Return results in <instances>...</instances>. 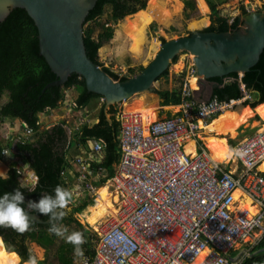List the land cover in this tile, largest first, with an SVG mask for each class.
Wrapping results in <instances>:
<instances>
[{
	"label": "built area",
	"instance_id": "2783aa9c",
	"mask_svg": "<svg viewBox=\"0 0 264 264\" xmlns=\"http://www.w3.org/2000/svg\"><path fill=\"white\" fill-rule=\"evenodd\" d=\"M196 72L194 68L192 75ZM240 88L239 100L197 103L187 80L180 88V110L172 116L148 123L142 113L119 111L120 159L109 179L119 196V210L100 227L92 254H83L79 264H194L203 252L201 264H242L264 236V172L259 169L264 126L235 145L239 174L212 161L199 141L200 131L225 110L251 99L241 81ZM12 120L17 142L32 140L34 131L19 118ZM192 139L195 152L188 153ZM103 149L98 140L92 153ZM77 163L84 190L95 193L88 176L92 162L79 158ZM93 163L99 174H109ZM17 169L19 180H25V168ZM30 174L34 188L31 169ZM237 190L250 198L255 214L237 208Z\"/></svg>",
	"mask_w": 264,
	"mask_h": 264
},
{
	"label": "trees",
	"instance_id": "16d2710c",
	"mask_svg": "<svg viewBox=\"0 0 264 264\" xmlns=\"http://www.w3.org/2000/svg\"><path fill=\"white\" fill-rule=\"evenodd\" d=\"M127 1V0H126ZM143 9L147 0H133ZM186 9L195 10V2L193 0H183ZM207 10L200 11L208 13L210 8V25L204 28L203 32H235L240 28L239 17L234 18L232 22L222 15L218 8L219 3H224L225 0H206ZM107 6H111L112 18L119 20L128 14L136 12L137 8H127L120 0H98L95 7L90 11L84 24L90 21L96 22L104 15ZM152 14L161 16L162 20L166 15L162 13L159 7ZM199 6V5H198ZM245 11L244 7L242 8ZM205 19V18H204ZM126 22L122 23L123 34L126 33ZM120 34V31H118ZM196 31L190 32L192 35ZM85 46L88 55L91 59L99 64L103 69L115 80L125 81L128 76H119V74L104 67L98 60L99 49L109 40L113 38V30L106 28L97 38L93 37L90 31H84ZM177 61L174 58L172 63ZM144 67L140 68L142 71ZM135 73V72H133ZM168 75V70L161 77ZM55 73L47 64L39 51L38 29L33 19L28 15L26 10L16 8L12 10L10 15L0 24V99L5 93H8V101L0 106V119L4 121L6 118H19L30 127L35 134L40 135L34 143L18 142L16 144V155H19L30 166V168L39 176V182L34 188L24 186L18 177V169L16 164L9 169L8 176H0V194L4 192H12L19 188L25 196V204L23 205L26 211L28 200H38L42 193L54 194L53 189L56 186L64 187L62 173L66 167V155L63 152V144L67 140L66 130L62 125L55 126L51 129L40 131L38 114L47 112L59 106V102L65 98V89L75 86L79 95L76 100L78 106L85 105L94 98H103L99 94L88 92L85 86V81L77 74L69 77L68 81L63 86H55L46 88V86L56 80ZM159 79V78H158ZM225 79H231L225 81ZM211 83H218L221 87L214 89L212 98H217L220 101L239 100L243 97V92L240 88V81L246 85V89L258 94V98L252 102H246L252 108L258 107L264 103V52L261 54L260 60L250 72L245 73L242 77L239 74L233 73L222 78L209 79ZM202 81L196 79L197 89L201 88ZM179 92L160 91L158 92L161 98V106L179 105L181 103ZM245 109L226 110L223 115L218 116L214 120L212 129L220 130L223 124H234L236 118L241 111ZM117 111L116 105L110 108L112 124H110L104 113V104L99 113V122L93 126L81 125L76 135L80 140L87 142L88 140H103L105 146V157L102 161V166L106 168L109 176L113 173V165L119 162L120 151L118 149V134L120 123L117 121L115 114ZM232 126V125H230ZM233 140L230 141V146L234 147ZM3 146L0 143V161L6 160L2 155ZM101 166V165H100ZM101 166V167H102ZM113 175V174H112ZM94 205L93 201H86L77 207H74L71 212L65 207L60 211L65 214L55 219L51 224H54L58 229L63 223H76L83 230L85 239V251L92 254V233L75 219L74 214L80 213L88 206ZM66 206V205H65ZM33 210V209H32ZM34 213L40 215L43 220H48L51 214H41L35 210ZM50 224H37L28 221V228L23 232H18L11 227L0 226V237H2L5 247L10 252H16L20 257V262H29L32 264H46V259L38 260L35 254L29 249L28 240L37 243L44 248L46 252L56 249V258L60 264H74L72 251L75 247L74 243L57 244L58 233L49 231ZM242 264H264V236L261 241L253 248L251 254L244 258Z\"/></svg>",
	"mask_w": 264,
	"mask_h": 264
},
{
	"label": "water",
	"instance_id": "95a60500",
	"mask_svg": "<svg viewBox=\"0 0 264 264\" xmlns=\"http://www.w3.org/2000/svg\"><path fill=\"white\" fill-rule=\"evenodd\" d=\"M97 1L0 0V24L12 10H26L38 29L40 55L57 77L46 88L63 86L71 75H79L84 79L88 92L103 97L104 113L110 124V108L134 95L155 92V82L181 52L194 55L197 76L203 79L202 90L207 87L206 81L212 78L233 73L242 77L257 65L264 52V13L254 10L249 4L248 13L239 19L243 25L237 31L216 33L198 30L192 35L166 41L142 71L125 81L115 80L91 59L85 46L84 23ZM136 8V12L128 16L142 10L140 5ZM219 87L220 84L212 83L208 99H196L194 96L196 102H208L214 89ZM27 213L28 221L37 224H50L55 220L52 217L43 220L32 209Z\"/></svg>",
	"mask_w": 264,
	"mask_h": 264
},
{
	"label": "rangeland",
	"instance_id": "374dc122",
	"mask_svg": "<svg viewBox=\"0 0 264 264\" xmlns=\"http://www.w3.org/2000/svg\"><path fill=\"white\" fill-rule=\"evenodd\" d=\"M175 1L181 3L182 8L180 7L181 10L178 12L174 11L173 8H170L172 7V4L175 3ZM193 1L195 2L196 9L190 11L186 9L183 0H151L150 3H158L159 5L163 6V8L166 9L167 13L166 12L164 13V11L161 8H159L162 10V13L164 15L168 14L169 16H175V18L168 17L166 20H162V18L156 16L154 21L150 19L151 16L148 13V9H146L149 0L146 1L145 7L138 13V15L142 17L140 18V24L136 22L131 25V27L134 29L143 26L145 27L144 29L146 30V36L144 39V46H143L144 54L141 57H136L132 52H130L129 49L130 40L125 34H123L124 30L122 29V23L126 19L132 18L135 15L127 16L116 21L112 18L111 6H107L104 15L101 16L96 22L90 21L84 25V31L87 32L90 31L92 36L97 38L98 35L101 32L105 31L106 28H111L113 30V38L108 42H106L99 49L98 60L104 67L109 68L110 70L114 71L120 76L131 77L132 75L139 73L141 67L147 66L152 61L156 53L160 50L162 43L185 35H189V33L193 31L203 30L204 28L210 25V13H211L210 8L208 10V13L200 11L201 7L204 10L207 9V2H205L206 0H193ZM249 4L253 6L254 10L264 11V0H225L224 3H219L218 8L220 9L222 15L227 17L229 19V22H232L234 18L242 15V8L243 7L247 8ZM157 10L158 9L154 6L150 7V11L156 12ZM204 18L207 19V23L201 21ZM144 23L147 24L150 23V24L147 26L144 25ZM118 31H120V34ZM192 56L193 55L191 53L181 52L179 55H177V61L175 63H171L168 69V75L165 77H159V79L155 82V88H156L155 92L152 93L147 92V93L134 95L132 98L123 101L121 104H118L116 113H119L121 109L122 111L124 110V111L139 112L136 109V107L137 108L151 107L156 111V114L159 112L160 117L163 118V117L171 116V112H177L180 109V106L178 105H175V107L160 105L162 100L159 97L158 92L160 91L179 92L184 82L187 81L190 76H193L192 71L195 68V65L193 63ZM229 80L231 79H225V81H229ZM200 81L203 82L202 77L200 78ZM206 85L207 87L205 88L206 90L204 92H201L202 87L200 89H197V87L195 86L192 89L193 91H195L194 96L196 99L199 97V94H203L205 99L209 97V93L212 89L211 88L212 83L210 81H206ZM70 89L72 90L65 89L64 94L65 96H67L68 93L66 92L68 91L69 92L68 99L75 101L79 95L78 89L75 86L71 87ZM248 93L251 96V99H248L249 102H254L258 98V94L253 93L251 91H248ZM101 99L98 100L97 113H100V109L104 103L102 102L104 100ZM7 101H8V93H5L0 99V106L5 104ZM243 106H249V105H245V104L239 105L234 110L241 109ZM250 107L251 106L246 108H250ZM252 110L255 109L252 108ZM56 113H57L56 111L52 113L47 112V114L44 113L45 114L44 116H42L43 114H40V121H41L40 131L44 129H51L54 126H58L60 123H62L59 122L61 120H58L59 118L57 117ZM83 113L85 114L84 111ZM60 115H62V113H60ZM79 115H80V111H78V113L76 114L71 112L69 117L65 120V121H69V123L67 122L63 123L65 126H67V129L73 130L77 127L76 123L79 122V120L81 119ZM115 116L117 119L119 118V114H115ZM212 122L209 123V125H207L205 128H203L200 131V140H199L200 145L204 146L207 150L208 148L206 145V141L204 139L210 135H214L213 132L208 130ZM1 124H0V143L3 145H7L9 140H7L5 137L7 138L11 137L10 135L13 134V130L15 128L14 126L15 121H13L10 118H7ZM263 126H264V121L262 120L260 115L254 112L253 116L250 117L244 125H241L237 129L235 136L224 135L225 138L227 139L228 147L232 149V151L234 152L235 145H237L245 137L250 136L255 132L261 130ZM231 140H233L235 143L234 147L230 146ZM16 160L21 162L22 165L25 162L22 159V157L10 156V155L6 157V160L0 161V175L7 177L9 169L12 168L14 164H16V167L18 166L17 165L18 162ZM219 164L227 166L228 169L234 171L236 174L240 173L239 165L235 156H233L232 159L229 160L227 163H219ZM25 172L28 178L26 177L25 180L20 178V181L24 186L32 188L28 180L31 176L30 169L25 168ZM260 172H262L261 169ZM82 189L84 191V187L82 188V186L79 189H76L75 191L76 193L74 192L75 193L74 195L78 193L77 196H74V198L70 199L69 202L67 201L65 206V209H67V211L71 212V210L74 207H77L78 205H81L86 201H93L94 205L96 204V200L98 198V194H97L98 188L96 190V193H91L88 191L83 192ZM109 192L117 197V200L114 202V207L116 208L117 211L119 210V206H120V203H118V199H119L118 193L115 191L114 188H110ZM237 197L239 198V196ZM243 197L244 196L242 195L240 199H243ZM91 206H88L85 210H83L80 213H75L74 217L84 227V229L89 230L92 233L93 236L92 238H94V236L98 235L100 227L106 224L107 219L109 218L115 219L117 214L114 215L113 217L112 216L110 217L108 215L106 218H104L101 221L97 220L96 224L90 225L88 220L91 219V214H92ZM239 206L241 207L240 201L237 202V208H239ZM73 233H80L82 237L81 243L79 244L74 243L75 247L72 251V256L74 257V264H79L82 255L87 253L84 247L85 239L81 227H79L76 223L73 222L69 224L67 223L60 224L56 245L58 246L64 242L73 244V242L68 240V237ZM92 245H94L93 242ZM28 246L29 249L35 254L38 260L46 259L47 261L46 264H60L56 258V249L46 252L44 248H42L35 242H31L30 240H28ZM234 254L236 255V253Z\"/></svg>",
	"mask_w": 264,
	"mask_h": 264
},
{
	"label": "crops",
	"instance_id": "0c3cea01",
	"mask_svg": "<svg viewBox=\"0 0 264 264\" xmlns=\"http://www.w3.org/2000/svg\"><path fill=\"white\" fill-rule=\"evenodd\" d=\"M150 2H151V0H149L146 9H148V13L152 17V18L150 17V19L154 21L155 17L158 16V15L152 14L151 11H150V7L152 5H155V6L159 7V8H161L164 11V13L166 12V9L163 8V6L159 5L158 3H150ZM201 9H203V8L201 7ZM207 9H208V7H207ZM207 9H205V10H207ZM140 11H138L135 14L134 17L128 18V19H126L124 21L127 24L126 27H125L126 28L127 37L130 40L129 41L130 42L129 49H130V52H132L136 57H141L144 54L143 46H144V39H145V36H146V30L144 29L145 27L141 26V27H138L136 29H134V28L131 27V25L134 24V23H136V22L140 24V18H142L141 16L138 15V13ZM158 17L161 18V16H158ZM168 17L175 18V16H169L167 14L166 17H165V19H163V20H166ZM201 21H204V22L207 23V19H203ZM150 23H148V24L147 23H144V25H147L148 26ZM196 79L197 78H191L190 79V85H191L192 88H194L196 86ZM68 89L69 90H72L70 88H68ZM205 90L206 89L202 90L201 92H204ZM66 93L69 94L68 91ZM68 94H67V96H65L64 101L61 100L59 102V106L57 108L52 109V110L48 109L47 112L48 113H52V112H55L56 111L57 112L56 113L57 114V117L59 118L58 120H61L59 122H62L59 125H62L63 128L66 130L67 140L63 144V149H62L63 152L66 155V160H67L66 167H65V169L63 171L64 172L63 180L65 181V185H64L63 188L70 193L69 194V198H68V200H70V199L74 198V196H77L78 193L76 195H74L76 193L75 192L76 189H79L81 186L83 188V182L80 179L79 165L77 163V161H78L79 158L89 159V161L92 162V166L90 168V172H89V175L88 176H89L90 180L93 182V184L98 189L100 188V186L102 187L105 184L106 185H109L108 186L109 191H110V188H113L111 182H109V179L112 176V174H114L115 168L117 167V164L118 163H116V164L113 165V173L111 174V176H109V174L106 175V176H103V174H99L98 173V170L94 168L95 167V164L93 162H99V164L102 166V161L104 160V157H105V146H104V149H103L102 153H100V154H93L92 153L93 143L96 142V141H98V140H88L87 142H83V141L80 140V137H78L76 135V133L78 132L79 127L81 125H89L91 127L94 124H96V123L99 122V113H97L98 112L97 111V106H98V100H99V98L91 99V100H89L87 102V104L78 106V104L76 102L77 99L75 101H73L71 99H68ZM78 94H79V91H78ZM198 99H204V95L203 94H199ZM101 100H103V98ZM102 102H104V101H102ZM178 106H180V104ZM116 107H117V105H116ZM170 107H175V105H171ZM246 107H249V106H246ZM136 109H139V110L146 109L147 110V109H153V108H151V107H144V108H142V107L139 108L138 107L137 108L136 107ZM254 109H256V108H254ZM243 110H244V108H243ZM243 110L241 111V113L239 114V116L236 118V121L234 122V124H227V123H225V124H223V126L221 127L220 130H214V129L211 128L212 125H213V122H214L213 121L212 124L209 126L208 130L211 131V132H213V133H215V132L217 133V132L223 131L224 128H225V126L235 125L237 123V121L239 120L240 115L242 114ZM78 111H80V115L79 116L81 117V119L79 120V122L76 123V126L77 127L75 129H73V130L72 129H67V126H65L63 123L64 122L69 123V121H65V120L69 117V115L71 114V112H73L74 114H76V113H78ZM83 111L85 112V114L83 113ZM90 111H91V113H90ZM47 112H44V113L47 114ZM157 112H158V110H157ZM177 112H171V116L174 115ZM44 113H40V114H43L42 116H44L45 115ZM60 113H62V115H60ZM40 114H38V117H39L38 124L39 125L41 124ZM116 114H118V113H116ZM156 115H157V118L160 117L159 112L156 114V111H155V116ZM221 115H223V113ZM167 117H169V116H167ZM10 119H13V118H10ZM1 123H3V121H1V119H0V124ZM67 131H68V133H67ZM17 134H18V132L10 135L11 137H8V138L5 137L10 142L8 141L7 145H3L2 144L3 150L4 149H7L9 151V154L8 155H10V156H19V155H16L15 154L16 153V144L18 143L17 142V137H18ZM39 136L40 135H37V134L33 133L32 140L26 141V142L34 143V142H36L38 140ZM24 137L25 136L23 135L22 136V139ZM99 140H101V139H99ZM101 141H103V140H101ZM19 142H24V141H19ZM118 149H119V142H118ZM19 157H21V156H19ZM17 162H18L17 165H22L21 162H19V161H17ZM25 162L23 163L22 167L31 169L30 166H29V164L27 162L26 163ZM104 170H106V168H104ZM24 171H25V169H24ZM0 176L4 177L3 175H0ZM102 177H106V178H102ZM82 191H83V189H82ZM244 197H246L245 194H244Z\"/></svg>",
	"mask_w": 264,
	"mask_h": 264
},
{
	"label": "bare ground",
	"instance_id": "6f19581e",
	"mask_svg": "<svg viewBox=\"0 0 264 264\" xmlns=\"http://www.w3.org/2000/svg\"><path fill=\"white\" fill-rule=\"evenodd\" d=\"M180 7H181V3L175 1V3H173L172 7L170 8H173L174 11L178 12L182 8ZM192 58L194 62V55L192 56ZM191 78L200 79V77H197V76H190L188 79L189 85H190ZM137 110L144 115L145 120H147L148 123L153 122L157 119V115L155 116V110L153 109H147V110L137 109ZM254 112L260 115V117L264 121V104L259 105L258 107H256L255 110H252L251 108H245L242 114L240 115L239 120L237 121L235 125L226 126L224 130L221 132L216 133L214 131L215 132L214 135H210L204 139L206 141V145L209 151L208 152L209 157L212 161L217 162V163H227L229 160L232 159L233 151L232 149L228 147L227 139L225 138L224 135L235 136L237 129L241 125H244L248 121V119L253 116ZM186 150L188 153L195 152V142L193 140L188 141ZM260 169L264 172V161L261 164ZM97 194H98V198L96 200V204L91 206V209H92L91 219L88 220L90 225L96 224L97 220L101 221L104 218H106L108 215L110 217L111 216L113 217L117 213L116 208L114 207V202L117 200V197L112 195L109 192L108 186L103 185L102 187H100L98 189ZM242 195L244 196L241 190H237L235 193L236 201H240L241 207L239 206V208L247 209L251 215L255 214L257 209L256 207H253L251 205L252 201L250 200V198L246 196V197H243V199H240ZM237 196H239V198ZM205 253L203 252L195 260L194 264H201ZM0 264H32V263H29V262L21 263L19 255L16 252L8 251L5 247L2 237H0Z\"/></svg>",
	"mask_w": 264,
	"mask_h": 264
},
{
	"label": "clouds",
	"instance_id": "9594fccd",
	"mask_svg": "<svg viewBox=\"0 0 264 264\" xmlns=\"http://www.w3.org/2000/svg\"><path fill=\"white\" fill-rule=\"evenodd\" d=\"M237 107L238 106L235 108ZM38 182L39 176L34 172L33 186H35V183ZM53 193L54 194L42 193L38 200H28L27 208L33 209L41 214H51L53 219L61 218L65 213L60 210L65 207L69 198V192L60 186H56L53 189ZM24 204L25 196L19 188L14 189L12 192H4L3 194H0V226L11 227L18 232L27 230L29 217L25 207L23 206ZM49 231L59 233V229L51 223ZM68 240L75 244H79L82 242V237L80 233H73L68 237Z\"/></svg>",
	"mask_w": 264,
	"mask_h": 264
},
{
	"label": "flooded vegetation",
	"instance_id": "af4514ba",
	"mask_svg": "<svg viewBox=\"0 0 264 264\" xmlns=\"http://www.w3.org/2000/svg\"><path fill=\"white\" fill-rule=\"evenodd\" d=\"M120 2L122 3V4H125L126 6H127V8H129V9H131V8H136V6L137 5H139V3H137V2H135V1H133V0H120ZM244 9H245V11L243 12V10H242V15L241 16H238L239 17V19L242 17V16H244V15H246L247 13H248V7L247 8H245L244 7ZM257 11H259V12H263L264 13V11H260V10H257ZM133 14V13H132ZM129 15V14H128ZM128 15H126L125 17H127ZM239 23H240V28L242 27V25H243V22L242 21H240L239 20ZM239 28V29H240ZM68 202H69V200H68Z\"/></svg>",
	"mask_w": 264,
	"mask_h": 264
}]
</instances>
